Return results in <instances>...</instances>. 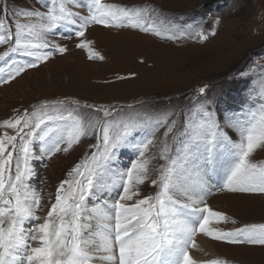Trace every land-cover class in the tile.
Listing matches in <instances>:
<instances>
[{
  "label": "snow or ice",
  "instance_id": "snow-or-ice-1",
  "mask_svg": "<svg viewBox=\"0 0 264 264\" xmlns=\"http://www.w3.org/2000/svg\"><path fill=\"white\" fill-rule=\"evenodd\" d=\"M73 2L76 7H86L88 14L71 10L64 0L59 4L56 0H45L44 7L48 11L22 10L19 14L39 17L41 23L21 22L17 16L12 20L13 28L0 20L3 32L0 44H10L0 59L13 53L31 58L26 62L13 61L7 71L0 73V84L13 81L27 69L47 61L55 52H66V47L46 39L62 25L75 26L66 38H84L89 25L127 26L167 39H179L185 34L177 35L164 24H157L153 20L156 10L148 5L124 8L104 4L102 0ZM216 23L219 24V20ZM186 31L192 34L190 30ZM216 34L215 30L206 34L203 28L195 32V36L203 41ZM90 44L91 41L82 39L77 46L88 48L90 59H103L98 54L91 55ZM205 91L206 87H201L199 94L203 95ZM62 105L63 102H45L39 109L33 107L31 112L25 109L0 125L15 130V134L7 131L0 134V264H88L92 258L89 249L94 241L85 236L93 235L90 223L93 214L107 221L103 225L106 232L103 245L96 251L109 253L95 258L115 260L117 264H201L189 251L196 247L197 232L233 245L264 246V225L245 226L228 232L211 227L213 219L225 221L227 216L205 203L204 196L208 192L202 183L188 184L182 179L188 166L196 165L203 156L208 167L219 165L226 172L221 191L264 193V166L250 161L252 153L264 147V104L259 114L249 112L245 118L234 114L220 117L207 104H201L198 113L191 109L187 111L183 123L179 121L181 112L175 108L123 120L116 107L86 105L95 116L82 119ZM47 109H52V113ZM194 115L201 119L193 120ZM160 128L165 131L159 157L165 163L160 165L159 178L151 179V185H159L160 191L155 196L126 204L123 201L138 196L139 186L150 179V160L145 153L154 146ZM227 128L236 130L238 142L228 135ZM142 129L145 138L133 144ZM174 130L182 137V148L170 156L172 149L167 138ZM82 139L95 142L88 145L83 158L60 182L55 202L44 222L26 230V221L41 219L36 215V210L41 207V196L29 184L35 174L32 161H44L57 153L68 152ZM37 140L40 141L38 150L35 147ZM128 146L136 147L138 158L126 171L114 172L112 165L118 152ZM177 156L180 161L175 158ZM114 177L119 178L121 191L114 203L108 204L100 197L110 194V184L117 182ZM93 197L102 207H88V201ZM29 241L39 242L41 246L30 247ZM116 249L118 256L112 254ZM204 264L227 262L211 260Z\"/></svg>",
  "mask_w": 264,
  "mask_h": 264
},
{
  "label": "rangeland",
  "instance_id": "rangeland-1",
  "mask_svg": "<svg viewBox=\"0 0 264 264\" xmlns=\"http://www.w3.org/2000/svg\"><path fill=\"white\" fill-rule=\"evenodd\" d=\"M4 2L8 6L2 11ZM64 2L68 4L66 0ZM56 3L59 4L60 0H56ZM102 3L124 8L151 6L156 10L153 20L157 24H164L171 31H176L177 35L180 32L185 34L179 39H167L127 26L89 25L84 38L64 40L54 31L47 35V41L66 47L67 51L55 52L47 61L0 85V125L25 109L30 112L33 107L39 109L50 99L49 103L53 104L63 102V108L74 111L82 119L95 116L86 105L116 107L123 120L152 116L165 108H175L181 112L180 123H183L189 109L198 113L201 104H207L220 117L234 114L245 118L249 112L260 113L264 104V0H102ZM44 4L45 0H0V20L13 26V18L19 16L21 22L41 23L39 17L19 14L22 10H35L39 8L38 5H42L41 11L46 12L48 8ZM200 28L206 34L212 30L217 34L210 36L208 41L200 40L195 36ZM186 30L192 34H187ZM0 34H3L2 30ZM82 39L91 41V55L98 54L103 59H90L89 49L77 46ZM61 42L65 44L61 45ZM9 47L10 44H0V56ZM7 60L10 63L26 62L31 58L13 53L0 59V69ZM201 87H206L203 95L199 94ZM197 101L200 103L197 104ZM47 111L52 113V109ZM192 119L199 121L201 117L194 115ZM226 130L232 140L238 142L236 130ZM4 131L9 134L15 132L0 127V134ZM164 131V128H160L156 132L154 146L145 153L150 160V179L139 186L138 196L124 203H135L160 191L159 185H151V179L159 178L160 165L165 163L159 157ZM145 135L142 129L133 144H138ZM173 136H177V139L174 140ZM167 139L172 149L170 156L181 151L182 137L175 130ZM94 142L93 139H82L68 152L57 153L44 161H32L35 174L29 184L41 196V207L36 210V215L41 219L26 221V230L44 222L51 204L55 202L60 182L67 178V172L83 158L88 145ZM35 147L39 149L40 141H35ZM117 156L112 165L113 171H126L131 162L138 158L137 149L134 146L122 148ZM175 158L177 161L181 159L179 156ZM250 161L264 166V147L256 149ZM211 168L201 156L196 165L188 166L187 173L182 177L188 184L202 183L208 192L204 196L205 203L227 216L225 221L213 219L210 226L228 232L245 226L264 225V193L221 191L226 172L219 165ZM114 179L117 182L110 184V194L100 197L108 204L114 203L112 199L120 193L117 191H121L119 178ZM93 206L102 207L96 197L88 201V207ZM93 216L90 221L93 235L85 236L94 241L89 249L92 258L88 264H117L115 260L95 258L109 253L96 251L103 245V236L106 235L103 225L107 221L95 214ZM195 244L196 247L189 251L201 264L211 260L226 261L227 264H264V246L233 245L200 232L195 236ZM29 246L41 245L29 241ZM112 254L116 255V250Z\"/></svg>",
  "mask_w": 264,
  "mask_h": 264
},
{
  "label": "bare ground",
  "instance_id": "bare-ground-1",
  "mask_svg": "<svg viewBox=\"0 0 264 264\" xmlns=\"http://www.w3.org/2000/svg\"><path fill=\"white\" fill-rule=\"evenodd\" d=\"M52 80V79H51Z\"/></svg>",
  "mask_w": 264,
  "mask_h": 264
}]
</instances>
